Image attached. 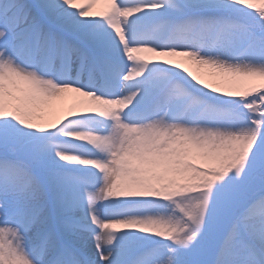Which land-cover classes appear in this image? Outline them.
<instances>
[{"label": "snow or ice", "instance_id": "obj_1", "mask_svg": "<svg viewBox=\"0 0 264 264\" xmlns=\"http://www.w3.org/2000/svg\"><path fill=\"white\" fill-rule=\"evenodd\" d=\"M0 264H264V0H0Z\"/></svg>", "mask_w": 264, "mask_h": 264}, {"label": "bare ground", "instance_id": "obj_2", "mask_svg": "<svg viewBox=\"0 0 264 264\" xmlns=\"http://www.w3.org/2000/svg\"><path fill=\"white\" fill-rule=\"evenodd\" d=\"M209 70H204V71H202L200 74L203 76V78H205V79H208V75H207V72H208Z\"/></svg>", "mask_w": 264, "mask_h": 264}]
</instances>
